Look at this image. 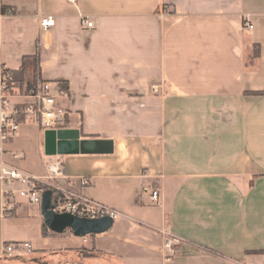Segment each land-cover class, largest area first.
<instances>
[{"label":"crops","instance_id":"obj_1","mask_svg":"<svg viewBox=\"0 0 264 264\" xmlns=\"http://www.w3.org/2000/svg\"><path fill=\"white\" fill-rule=\"evenodd\" d=\"M1 3L14 12L1 26L11 82L48 81L69 113L61 130L112 142L56 156L89 180L79 193L120 216L103 234H56L41 205L5 215L0 183V264H264V0ZM17 243L33 251L4 257Z\"/></svg>","mask_w":264,"mask_h":264},{"label":"built area","instance_id":"obj_2","mask_svg":"<svg viewBox=\"0 0 264 264\" xmlns=\"http://www.w3.org/2000/svg\"><path fill=\"white\" fill-rule=\"evenodd\" d=\"M66 1L78 4V0ZM13 14L12 10L0 9V183L4 214L14 213L22 202L42 205L44 193L51 190L56 212L89 219L111 217L115 222L120 216L116 210L89 200L76 190L77 185L84 188L90 182L87 178L75 180L69 177L62 156H55L51 160L44 176L31 174L14 163L21 158V154L11 151L9 147L24 126H35L44 131L61 130L66 125L69 113L57 105L56 95L48 81L38 78L35 87L28 92H21L11 82L8 67L2 60L1 26L3 19ZM83 23L93 27V22L86 19ZM40 25L43 31L48 32L55 27L56 20L53 16H47L42 18ZM245 25L253 28L248 21ZM145 192L154 204L159 203L161 193L158 188H146ZM164 234V247L172 257L179 240L169 231ZM18 251L31 253L33 247L29 243L8 244L4 247L3 256L11 258Z\"/></svg>","mask_w":264,"mask_h":264},{"label":"water","instance_id":"obj_3","mask_svg":"<svg viewBox=\"0 0 264 264\" xmlns=\"http://www.w3.org/2000/svg\"><path fill=\"white\" fill-rule=\"evenodd\" d=\"M46 154L48 156L88 153H111L112 142L100 140H80L76 132L66 130H49L45 139ZM54 193L49 190L43 195L42 213L45 225L56 234L71 231L75 237L85 238L108 232L114 226L111 217L89 219L70 213H58L53 202Z\"/></svg>","mask_w":264,"mask_h":264},{"label":"rangeland","instance_id":"obj_4","mask_svg":"<svg viewBox=\"0 0 264 264\" xmlns=\"http://www.w3.org/2000/svg\"><path fill=\"white\" fill-rule=\"evenodd\" d=\"M0 9L4 10L1 0ZM39 130L36 127H24L15 137L11 151H18L21 158L14 161L17 166L34 173L42 174L50 159L46 156L43 146L39 147ZM23 155V156H22Z\"/></svg>","mask_w":264,"mask_h":264},{"label":"trees","instance_id":"obj_5","mask_svg":"<svg viewBox=\"0 0 264 264\" xmlns=\"http://www.w3.org/2000/svg\"><path fill=\"white\" fill-rule=\"evenodd\" d=\"M259 55H260V51H257V52L255 53V58H258ZM45 227L47 228V226H45Z\"/></svg>","mask_w":264,"mask_h":264}]
</instances>
